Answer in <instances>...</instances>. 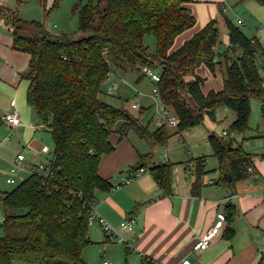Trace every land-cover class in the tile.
Instances as JSON below:
<instances>
[{
	"label": "trees",
	"instance_id": "obj_1",
	"mask_svg": "<svg viewBox=\"0 0 264 264\" xmlns=\"http://www.w3.org/2000/svg\"><path fill=\"white\" fill-rule=\"evenodd\" d=\"M62 0H55L58 5ZM264 6V0H255ZM188 0H90L76 3L80 31L75 38L52 33L42 22L26 21L0 7V19L12 33L13 49L27 53L29 63L22 78L28 80L27 102L46 124L54 140L52 171L34 170L16 188L1 196L4 219L0 226V264L24 261L32 264H87L84 249L93 243L89 232L96 192L110 191L113 184L99 174L103 155L115 148L111 135L125 138L135 132L153 146L165 145L169 126L151 130L123 106L107 102L103 85L112 72L151 67L157 69L160 101L178 118L176 133L215 117L220 107L232 110L235 119L228 138L211 133L209 142L220 168L240 180L254 169L252 154L235 145L232 133L249 128L251 102L259 99L264 116V76L259 71L263 48L230 19L226 20L229 44L220 50L219 25L210 20L180 47L173 49L178 35L192 28L196 19ZM11 16V17H10ZM154 35V53L145 37ZM243 54L233 60V48ZM226 59L225 72L221 59ZM230 60V61H229ZM205 66L213 74L223 73L221 90L205 94L206 77L197 70ZM230 142V146H228ZM151 158L140 156L137 168ZM204 162L200 158V165ZM199 165V166H200ZM173 164L162 162L149 168L165 194L171 193ZM201 173L198 172L200 180ZM221 177L220 182H228ZM144 264H151L144 259ZM262 264V263H258Z\"/></svg>",
	"mask_w": 264,
	"mask_h": 264
},
{
	"label": "crops",
	"instance_id": "obj_2",
	"mask_svg": "<svg viewBox=\"0 0 264 264\" xmlns=\"http://www.w3.org/2000/svg\"><path fill=\"white\" fill-rule=\"evenodd\" d=\"M0 7H4L2 2ZM188 7L193 9L190 5ZM238 22H242L241 19ZM202 25L178 35L173 49L180 47L205 26ZM226 28L228 30L227 23ZM254 37L262 47L258 38ZM12 41L11 30L0 19V177L3 175L6 180L18 155L23 154L25 158L15 172V178L22 177L24 180L32 174L39 162L53 160L54 148L48 154L43 153L41 148L54 140L49 127L39 119L35 109L27 102L26 85L29 86V83L22 78V74L28 68L29 55L13 49ZM259 59L260 67L264 61V49ZM118 72L121 71L117 70L115 73ZM197 72L207 78L202 86L205 94L222 89L223 73L221 80H218L205 66H201ZM22 80H26V85ZM153 89L154 87L140 91L149 106H153L150 101ZM156 99L162 104L157 96ZM14 109L18 111L21 123L11 127L3 116L5 112ZM218 110L220 108L216 110L214 118L205 116L204 122L210 134L213 133L211 131L215 127ZM180 140L186 145L184 136L181 135ZM111 142L115 148L102 156L99 174L109 179L113 188L110 191L96 192L94 211L125 238L127 242L124 248L127 253L132 252L130 257L135 256V262L144 264L146 258L151 264H182L185 259L192 264H264V153L260 154L259 150H255L256 146L244 143L245 148L243 143H239L252 154L254 169L243 179L233 180L232 176L231 181L221 184L220 176L212 179L204 176L209 171L205 156L192 157L186 161L183 159V164L177 166L170 159L168 143L159 145L164 147V152L158 155L155 150L158 146L143 140L135 132H130L125 138L112 134ZM148 154L151 158L144 166L147 172L136 176L129 183H122L139 170L134 166L139 163L140 156L147 157ZM200 158L204 159L202 165ZM162 162L173 164L170 194L163 192L149 170L151 166ZM221 170L219 163L216 176ZM198 172L201 177L195 186ZM6 183L10 184L7 180ZM8 191L11 190L0 191V194ZM220 214L225 215V220L218 233L207 248L196 251L195 242L215 225ZM127 219H134L133 224L122 227V222ZM92 226L96 228H89L92 245L101 243L103 239L104 243L111 245L115 238L107 237L100 223L95 222ZM98 230L103 235L98 234Z\"/></svg>",
	"mask_w": 264,
	"mask_h": 264
},
{
	"label": "rangeland",
	"instance_id": "obj_3",
	"mask_svg": "<svg viewBox=\"0 0 264 264\" xmlns=\"http://www.w3.org/2000/svg\"><path fill=\"white\" fill-rule=\"evenodd\" d=\"M4 8L12 12L26 21L42 22L44 26L52 33H64L75 38L84 35L80 31L79 14L74 11L76 3L88 4L90 0H62L58 5H55V0H0ZM223 2L221 5L220 3ZM191 9L196 23L193 27L203 24L202 27L208 22L209 19H216L219 25V48L225 49V44H229L228 30L226 28V20L230 19L233 23L238 25L248 36H256L261 42L264 49V6L257 4L254 0L241 2L240 0H188V6ZM226 7L224 11L223 7ZM213 12V13H212ZM212 13V15H211ZM214 14V15H213ZM211 16V17H210ZM214 16V17H212ZM11 17V16H10ZM241 19L242 22H238ZM192 27V28H193ZM145 44L149 47V51L154 53L157 48V40L154 35H147L145 37ZM243 54V49L239 47L233 48L230 58L233 60L238 59ZM259 59V63H260ZM222 69L225 72L226 59L222 58ZM230 61V60H229ZM24 64V63H23ZM157 71V69H155ZM120 73L112 72L109 80L103 85L104 94L102 97L109 103L115 106H123L128 109L135 117L141 119L145 125H149L150 129L156 128L155 117L160 109V103L156 99L153 92V98L150 101L153 106H149L145 98L141 96L137 98L138 92L145 89H151L155 85L149 77L145 75L144 68L133 69L125 73L122 70ZM216 77L221 80L222 71L217 67ZM142 77V78H141ZM141 80L138 83V80ZM114 81H117L116 86H112ZM26 85V80H22ZM112 87V93H108V87ZM26 85V92H27ZM207 88V86H205ZM26 98V93H25ZM133 103L139 104L142 109L132 107ZM252 113L249 120V128L243 133H232L230 138L235 145L245 143V145H254L255 150H259L260 154L264 153V116L262 114V103L259 99H253L251 102ZM172 112V109L168 107ZM8 112V111H7ZM5 112V113H7ZM234 112L232 110L226 111L220 107L216 115L215 127L213 132L215 135L222 137L224 130H229L232 123ZM212 130V129H211ZM175 127H169L170 138L168 139V152L172 162L180 166L183 159L190 160L192 157L205 156L207 160L208 172L204 174L209 179L215 177H225V168L221 171L217 169L219 166L218 158L213 154L212 147L209 142L210 130L205 122L197 125L189 130L176 133ZM184 136L185 143H182L180 137ZM52 137V136H51ZM134 137V136H133ZM224 138H228L223 136ZM244 145V147H245ZM261 145V146H260ZM50 148H54V141L48 143ZM260 147V148H259ZM246 148V147H245ZM259 148V149H258ZM158 155L164 152V147L158 146L155 148ZM189 150V151H188ZM192 154V155H191ZM157 155V158H159ZM137 165L134 167L136 168ZM213 166V167H212ZM134 168V169H135ZM215 169V170H214ZM22 177L17 178L13 184H7L5 177H0V191L4 192L16 188L21 181ZM0 194V223L4 219L3 202ZM93 225V224H92ZM90 228L96 229L95 226ZM104 230V229H103ZM98 234L103 235V232L97 231ZM5 233L3 227L0 226V236ZM104 241V239H103ZM101 241L99 244H90L84 249V261L87 264H103V260H109L111 264H142L135 262V256H131L132 252L127 253L124 244L114 239L110 244ZM13 264H32L24 261H16Z\"/></svg>",
	"mask_w": 264,
	"mask_h": 264
},
{
	"label": "built area",
	"instance_id": "obj_4",
	"mask_svg": "<svg viewBox=\"0 0 264 264\" xmlns=\"http://www.w3.org/2000/svg\"><path fill=\"white\" fill-rule=\"evenodd\" d=\"M0 6H1V1H0ZM223 8H224V11H226V7L224 6ZM144 71H145V75L147 77H149L151 79V81L155 84L153 92L159 98V96H158L159 91H158V86H157V83L160 81L159 72L156 71L155 69L151 68V67H145ZM259 71L264 76V61L261 63V65L259 67ZM116 85H117V82H114L112 84L113 87ZM112 90L113 89L110 86L108 88V93H112ZM141 96H142V93L138 92L137 98H140ZM132 107L136 108V109L141 108V106L137 103H133ZM3 118L11 127L19 125L21 123L20 115L16 109L5 113ZM155 124H156V127H161V126L176 127L178 125V118L173 112H170L168 110V106L162 102L161 107L158 111V114L155 117ZM223 134L225 136L229 135L227 131H224ZM41 151L45 154H48L51 152V148L48 145H43L41 148ZM24 158L25 157L23 154L18 155L16 162L12 165V168L10 169V174L6 179L8 183L13 184L16 182L15 172L17 171V169H19L21 167L20 163L24 160ZM51 162L41 161L35 166V170L38 172H41L45 176L49 175L52 171ZM144 172H147V169L140 168L139 170H137L135 172L134 176H131V177L124 179L122 181V183H129L136 176H139V175L143 174ZM211 183H213V181H211ZM224 220H225V215L220 214L219 219L216 221L215 225L206 233V235L203 238H201L195 242L194 249L196 251L203 250V249L207 248L210 241L218 233L219 228L221 227ZM95 222L100 223L102 225L107 237L115 238L120 243L126 244L127 241L125 240V238L123 236H121L119 234V232L115 228H113L104 218L96 215V213L94 211V207H93L92 213L89 217V225H92ZM133 222H134V219H127V220L122 222V227H130L133 224ZM104 264H109V260L106 259L104 261ZM182 264H192V263L190 260L185 259L182 261Z\"/></svg>",
	"mask_w": 264,
	"mask_h": 264
},
{
	"label": "water",
	"instance_id": "obj_5",
	"mask_svg": "<svg viewBox=\"0 0 264 264\" xmlns=\"http://www.w3.org/2000/svg\"><path fill=\"white\" fill-rule=\"evenodd\" d=\"M221 55H222V51L217 50L216 55H215V61H217L221 57ZM230 145H231L230 142H228V146H230ZM225 177H227L229 179V181L232 180V176L228 173L225 174Z\"/></svg>",
	"mask_w": 264,
	"mask_h": 264
}]
</instances>
